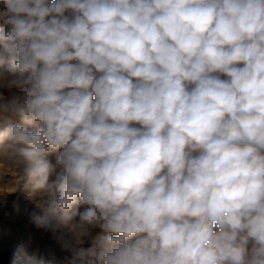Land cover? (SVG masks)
<instances>
[{"label":"clouds","instance_id":"obj_1","mask_svg":"<svg viewBox=\"0 0 264 264\" xmlns=\"http://www.w3.org/2000/svg\"><path fill=\"white\" fill-rule=\"evenodd\" d=\"M0 24V157L73 264H264V0H0Z\"/></svg>","mask_w":264,"mask_h":264},{"label":"rangeland","instance_id":"obj_2","mask_svg":"<svg viewBox=\"0 0 264 264\" xmlns=\"http://www.w3.org/2000/svg\"><path fill=\"white\" fill-rule=\"evenodd\" d=\"M41 199V193L32 194L22 167L16 170L6 155L0 157V264H73L60 236L32 219V212L40 214L36 204Z\"/></svg>","mask_w":264,"mask_h":264}]
</instances>
